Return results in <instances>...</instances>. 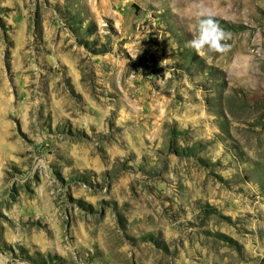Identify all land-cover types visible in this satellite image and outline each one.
<instances>
[{
  "label": "rangeland",
  "instance_id": "1",
  "mask_svg": "<svg viewBox=\"0 0 264 264\" xmlns=\"http://www.w3.org/2000/svg\"><path fill=\"white\" fill-rule=\"evenodd\" d=\"M195 2L0 0V264H264V0Z\"/></svg>",
  "mask_w": 264,
  "mask_h": 264
},
{
  "label": "clouds",
  "instance_id": "2",
  "mask_svg": "<svg viewBox=\"0 0 264 264\" xmlns=\"http://www.w3.org/2000/svg\"><path fill=\"white\" fill-rule=\"evenodd\" d=\"M192 7L198 20V30L188 42V46L201 56L207 53L226 54L230 51L231 45L228 41L231 40L232 33L217 23L211 7L206 6L203 0H197Z\"/></svg>",
  "mask_w": 264,
  "mask_h": 264
},
{
  "label": "bare ground",
  "instance_id": "3",
  "mask_svg": "<svg viewBox=\"0 0 264 264\" xmlns=\"http://www.w3.org/2000/svg\"><path fill=\"white\" fill-rule=\"evenodd\" d=\"M1 88H2V86H1ZM6 100H7V99H6ZM6 100H5V98L1 97V91H0V103L5 102ZM8 101H9V100H8Z\"/></svg>",
  "mask_w": 264,
  "mask_h": 264
}]
</instances>
